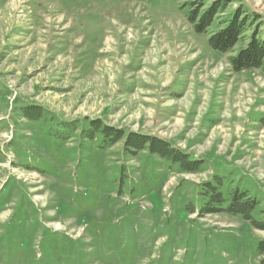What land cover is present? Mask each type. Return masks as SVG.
I'll list each match as a JSON object with an SVG mask.
<instances>
[{
	"label": "rangeland",
	"instance_id": "1",
	"mask_svg": "<svg viewBox=\"0 0 264 264\" xmlns=\"http://www.w3.org/2000/svg\"><path fill=\"white\" fill-rule=\"evenodd\" d=\"M187 1L0 0V264H261L264 230L186 210L218 174L225 196L248 191L264 221V74L233 71L232 53L189 23ZM240 3L264 34V0L228 12ZM28 105L53 120L26 119ZM88 118L206 162L184 172L123 142L103 148L100 135L51 132Z\"/></svg>",
	"mask_w": 264,
	"mask_h": 264
},
{
	"label": "trees",
	"instance_id": "2",
	"mask_svg": "<svg viewBox=\"0 0 264 264\" xmlns=\"http://www.w3.org/2000/svg\"><path fill=\"white\" fill-rule=\"evenodd\" d=\"M233 1L213 0L207 5L205 0H188L185 3L187 19L197 33L204 34L210 31L208 43L212 49L221 53H232L228 61L233 71L256 69L264 74V34L261 15L243 3L228 12ZM239 42H242V46L236 50ZM21 111L22 115L31 121L53 120L48 118L39 106H23ZM79 123V120H59L51 132L62 140H70L79 129L84 139L95 140L100 135L103 148L123 142V151L128 155L136 156L147 150L184 172H199L206 162L205 159L192 157L170 141L154 134L126 130L105 123L100 118H88L86 126H80ZM222 188V176L213 175L201 186L203 205L199 207L189 202L186 205L187 212L197 214L198 217L213 213L241 215L256 229L264 230V221L255 219L253 215L258 204L256 198L239 188L232 189L229 195L225 196ZM257 248L261 264H264V238L259 241Z\"/></svg>",
	"mask_w": 264,
	"mask_h": 264
}]
</instances>
